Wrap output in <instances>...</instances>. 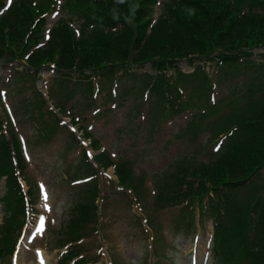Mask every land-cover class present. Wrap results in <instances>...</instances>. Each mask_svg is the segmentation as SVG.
<instances>
[{"label": "rangeland", "instance_id": "rangeland-1", "mask_svg": "<svg viewBox=\"0 0 264 264\" xmlns=\"http://www.w3.org/2000/svg\"><path fill=\"white\" fill-rule=\"evenodd\" d=\"M35 1L48 11L49 27L59 21L80 27L62 2ZM163 1L152 6L153 16L160 14ZM251 50L255 55L240 66L216 62L210 71H198L199 79L187 77L194 81L183 92L187 110L167 119L148 92L157 72L147 63L87 79L57 72L54 63L33 70L15 58L18 54L0 61V130L20 137L28 165V183L22 184L36 195L15 254L0 258V264H59L68 247L72 210L91 194L97 218L80 233L88 237L81 242L95 264H218L212 258L209 213L199 205L190 210L181 198L170 204L162 195L168 189L172 193L175 174L184 165L217 159L223 150L218 126L231 129L235 120L264 105V49ZM73 127L85 142H78ZM81 146L92 165V157L103 153L130 168L134 190L121 186L114 167H88ZM4 192L5 179H0V197ZM238 194L249 205L264 195V169ZM2 217L0 205V225Z\"/></svg>", "mask_w": 264, "mask_h": 264}, {"label": "trees", "instance_id": "trees-1", "mask_svg": "<svg viewBox=\"0 0 264 264\" xmlns=\"http://www.w3.org/2000/svg\"><path fill=\"white\" fill-rule=\"evenodd\" d=\"M6 1L0 0V61L18 58L33 70L50 68L48 63H54L57 72L68 71L87 79L130 70L132 63H151L159 74L153 78L150 94L164 119L187 110L183 92L189 80L171 79L166 74L177 61L213 60L216 53L222 64L241 65L243 58L252 56L249 50L264 49V0H165L155 23L152 6L158 0H57L81 24L77 32L59 21L48 33V11L35 0H12L5 9ZM198 70L202 71L201 67ZM201 119L209 120L206 115ZM230 127L218 126L223 150L217 159L196 167L184 165L175 174L172 193L168 189L162 199L176 204L181 198L209 213L212 258L218 264H264V195L251 205L238 196L264 169V105ZM0 132V179H5L0 198V258L5 259L14 253L26 223V195L19 178L28 183V165L19 136L11 129L9 137ZM96 163L99 168L115 167L121 186L134 188L127 166L112 162L103 153ZM28 195L31 205L35 201L32 187ZM92 196L72 210L67 226L70 245L59 264L93 260L87 256L85 243H78L86 238L80 231L97 218L96 196Z\"/></svg>", "mask_w": 264, "mask_h": 264}, {"label": "snow or ice", "instance_id": "snow-or-ice-1", "mask_svg": "<svg viewBox=\"0 0 264 264\" xmlns=\"http://www.w3.org/2000/svg\"><path fill=\"white\" fill-rule=\"evenodd\" d=\"M11 3V0H9V4ZM91 156V154H89ZM46 199V197H45ZM41 227H43V221H41Z\"/></svg>", "mask_w": 264, "mask_h": 264}]
</instances>
